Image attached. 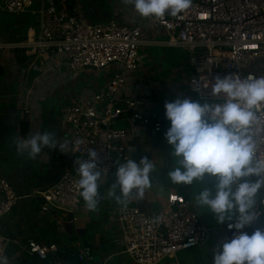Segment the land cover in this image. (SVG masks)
<instances>
[{
	"label": "built area",
	"instance_id": "obj_1",
	"mask_svg": "<svg viewBox=\"0 0 264 264\" xmlns=\"http://www.w3.org/2000/svg\"><path fill=\"white\" fill-rule=\"evenodd\" d=\"M35 3V0H0V11L4 13L37 16V29L25 40L6 43L7 47L41 57L48 62L45 67L49 64L51 68L65 67L64 75L69 78L87 71L109 68L116 71L103 87L86 89L66 100L56 120L57 146L48 148L56 156L72 159L74 167L65 166L52 184L36 192L41 199L40 212L50 215L61 212L69 222H74L81 205L77 162L88 159V151L95 150L99 180L104 181L113 169L130 159L132 151L131 129L114 125L128 121L131 126L152 125L154 131H159L161 124L145 109L144 97L123 96L128 76L141 65L142 23L128 25L118 19L93 22L79 4L69 10L65 0H46L38 8ZM125 7L132 9L126 3ZM181 15L182 18L166 15L162 20L145 19L167 35L163 44L187 53L179 65L184 71L191 70L186 79L187 89L199 101L223 103V96L211 94L216 77L264 76V0H192V6ZM21 111L24 119L31 121V109ZM255 112L257 120L248 134L256 142V162L264 168V105L257 106ZM31 135L32 132L20 135V142ZM19 199L10 181L0 174V264L10 263L6 256L10 240L2 232L1 220L17 206ZM254 211L260 217L247 229L249 232L256 226L264 227V192L258 196ZM116 215L121 252L137 264H157L179 251L202 247L211 233L191 202L175 189L168 193L166 203L155 215L138 207H120ZM219 231L218 245L234 235L225 224ZM21 252L44 264H71L68 258L57 255L55 247L40 245L34 239H27ZM75 257L81 264H92L93 255L85 247H80Z\"/></svg>",
	"mask_w": 264,
	"mask_h": 264
},
{
	"label": "crops",
	"instance_id": "obj_2",
	"mask_svg": "<svg viewBox=\"0 0 264 264\" xmlns=\"http://www.w3.org/2000/svg\"><path fill=\"white\" fill-rule=\"evenodd\" d=\"M77 1L79 0L73 1V6L77 5ZM35 2V7L41 6L38 5L40 0H35ZM42 2L43 0L40 4ZM109 2V9L105 4L93 3V6L88 8V13H94L99 19L97 22L118 19L128 25L142 23L143 26L142 44L139 49L141 65L137 71L128 76V84L123 96L144 97L146 99L145 109L150 115H155L156 120L161 124V129L154 131L152 125L135 124L131 126L128 121L118 123H123L131 129L133 140L130 159L139 161L140 158L147 157L153 163L154 169L150 174L152 186L145 189L142 196L133 193L127 198L126 206L121 205L108 195L115 183V168L106 180L98 181L100 199L97 210L89 211L81 198L77 220L69 222L67 215L61 212L54 215L40 212L41 199L36 195L37 191L52 184L66 168L61 164V157L56 156L54 150L46 147L33 159L38 163L35 167L29 161L27 154L18 153L17 147L13 151H6L1 147L2 142H0V163L6 160L5 153L13 155L11 173L6 172L5 168L0 166V174L10 181L20 196L17 206L1 220L2 232L10 240L6 248L9 264H44L36 257L21 252V245L27 239H34L40 245L55 247L57 255L68 258L71 264H81L75 257L80 247H85L92 253V264H137L127 254L121 252L123 246L116 215L117 210L120 207H138L155 215L166 203L168 193L174 189L184 194L192 206L197 208L194 207L202 220L199 214L200 208L196 206L194 200V192L197 193V189H190L191 185H175L164 179L167 169L173 167L171 149L164 139V133L169 127V122L164 116V104L176 97L192 100H198V98L187 89L186 71L180 68L179 58L175 60L170 56L172 54L163 55L161 58H146L148 56L146 51L149 47L164 50L174 48L162 43L167 38L163 30L149 24L133 9H127L123 0H109ZM82 11L86 15L83 9ZM23 14L31 15L32 18L25 24H16L14 29L11 28L10 23L0 21V36L7 38L0 41L2 45L0 48V139L5 138L2 132L6 129L7 122H10L13 126V136L19 143V136H24L21 133L22 122H26L28 127L25 135L31 132L34 135L48 130L56 135L58 115L54 116L52 109L47 111L43 107V103L48 98L58 97L61 112V106L66 103V100L83 93L86 89L103 87L107 80L116 73L114 68H109L98 72L87 71L77 78H69L61 70L63 66L51 68L49 64L45 67L48 62L41 57L26 55L19 48L7 47L6 43L25 40L28 34L37 29L36 14ZM166 61H171L170 73L167 76L164 75L165 71L162 66V63ZM177 61H179L178 64ZM40 68L42 71L39 70ZM97 78L102 79L103 83L96 81ZM86 80L89 81L85 84L86 87L79 88L80 83ZM26 107L31 109V121H26L21 111ZM45 115L48 116L49 124L47 125L44 121ZM21 159L23 162H20ZM116 192L118 195L119 190L116 189ZM207 214L209 213L205 211L203 215ZM205 224L211 229V233L204 246L179 251L174 257L166 258L157 264H211V257L218 246L219 229L224 224L217 226L214 220L207 221ZM212 231H215L214 235Z\"/></svg>",
	"mask_w": 264,
	"mask_h": 264
},
{
	"label": "clouds",
	"instance_id": "obj_3",
	"mask_svg": "<svg viewBox=\"0 0 264 264\" xmlns=\"http://www.w3.org/2000/svg\"><path fill=\"white\" fill-rule=\"evenodd\" d=\"M125 3L139 17L157 20L166 15L182 18L181 14L192 6V0ZM211 94L223 96V103L181 97L165 102L164 116L169 127L164 139L174 158V166L167 175L175 185L198 184L196 206L210 211L218 224L234 231L231 239L216 246L212 264H264V227L247 231L260 217L254 209L258 196L264 192V168L256 162V142L248 134L257 120L255 109L264 105V76L216 77ZM56 146L55 133L48 130L29 136L16 147L18 153L35 158L44 148ZM87 156L88 159L77 162L78 189L86 208L95 212L100 199V172L96 151L89 150ZM153 169L147 157L119 164L108 195L126 206L130 195L142 196L145 189L151 188ZM205 177L214 181L211 187L205 184Z\"/></svg>",
	"mask_w": 264,
	"mask_h": 264
},
{
	"label": "rangeland",
	"instance_id": "obj_4",
	"mask_svg": "<svg viewBox=\"0 0 264 264\" xmlns=\"http://www.w3.org/2000/svg\"><path fill=\"white\" fill-rule=\"evenodd\" d=\"M70 3H72L74 0H68ZM43 2L46 4V0H43ZM101 3V4H105V6L109 9L110 6H109V0H79L76 2V4H80L82 9L85 11L86 15L89 14L88 13V8L92 5L93 6V3ZM40 3H41V0H40ZM38 4V5H41V4ZM95 6V5H94ZM32 17L31 15H28V14H23V13H20L19 15H12V14H7V13H2L0 12V21L4 22V23H10L11 24V28L14 29V27L16 26V24H25L26 22H28V20H30ZM87 18L93 22H97L99 21L98 17H96V15L93 13L87 15ZM3 26V25H2ZM13 34V33H12ZM4 38V39H3ZM1 37L0 36V41H3V40H6L7 38L6 37ZM167 39V38H166ZM140 53V52H139ZM147 55L146 58H150V57H156V58H161V56L163 55H170L172 56L175 60L179 58V61L180 59L182 60L183 58L186 57V52L182 49V48H179V47H174L170 50H164L162 48H151L149 47L146 51ZM177 61V64L178 62ZM171 65V61H166V62H163L162 63V66L164 68V75L167 76L169 73H170V70H169V67ZM65 67H62L61 70L64 71ZM186 71V75L187 77L191 76L192 72L191 70H185ZM91 79V77H90ZM89 79V80H90ZM96 81H98L100 84H102V79L100 78H97ZM89 82V81H83L80 83V86L79 88H84L86 87V83ZM43 107L44 109H46L47 111L51 110L53 111V115L54 116H57L60 114V104L58 102V97L57 96H53L51 98H48L44 103H43ZM48 114V112L46 113V115ZM45 115V124L47 125V123L49 124L48 122V116ZM7 127L6 129L2 132L5 136L4 139H0V142H2L1 144V147L4 149V150H9V151H13L14 149H16V146L17 144L19 143V141H17V139L13 136V126H11V123L10 122H7ZM114 127H124V124L123 123H117L114 125ZM17 137V136H16ZM169 149H171V147L169 146ZM7 156L6 157V160L5 161H1L0 163V166L5 168L6 172H10L13 170V164H12V154H8V153H5ZM34 158L30 157L29 156V161L33 164V166H37V162H35L33 160ZM171 165L174 166V158L172 157L171 159ZM11 162V164H10ZM20 162H23V160L21 159ZM172 169V168H171ZM171 169H167V171L165 172V176H164V179L169 180V177H168V172L171 170ZM214 183V181L210 180V179H205V184L208 186V187H211L212 184ZM199 185L194 183L193 185H191L190 189L193 188V189H197V191L199 190ZM194 194H196V192H194ZM195 207V206H194ZM195 209H197L195 207ZM205 211H207L206 209H203V208H200L199 210V214L202 216V222L205 224L207 223V221H210L212 222L213 220L216 222V219H215V216L210 212V211H207L209 214H207L206 216H204L203 214L205 213ZM217 226H219L220 224H218L216 222ZM207 225V224H205ZM213 229V228H212ZM213 230H216V229H213ZM212 234L214 235L215 234V231H212Z\"/></svg>",
	"mask_w": 264,
	"mask_h": 264
},
{
	"label": "trees",
	"instance_id": "obj_5",
	"mask_svg": "<svg viewBox=\"0 0 264 264\" xmlns=\"http://www.w3.org/2000/svg\"><path fill=\"white\" fill-rule=\"evenodd\" d=\"M65 3H66V6H67V8L69 9V10H71L72 8H73V2L72 3H70L68 0H66L65 1ZM27 129H28V127H27V123L26 122H22L21 123V133L22 134H27ZM61 161H62V165L63 166H67V167H69V168H72L73 166V163H74V161L72 160V159H69V158H67V157H61ZM252 229L250 228V231H251Z\"/></svg>",
	"mask_w": 264,
	"mask_h": 264
}]
</instances>
